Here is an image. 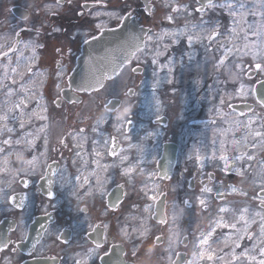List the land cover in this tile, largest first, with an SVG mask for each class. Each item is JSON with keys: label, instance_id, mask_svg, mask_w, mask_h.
<instances>
[{"label": "rangeland", "instance_id": "1", "mask_svg": "<svg viewBox=\"0 0 264 264\" xmlns=\"http://www.w3.org/2000/svg\"><path fill=\"white\" fill-rule=\"evenodd\" d=\"M7 2L0 0V54L9 50L15 39L10 26L12 18L5 13ZM175 5L179 6L178 9ZM199 6L196 0H171L158 7L148 18L154 29L147 36V46L138 57L144 72L133 76L132 72L125 70L83 105L56 104L62 85L49 79L48 72L52 67L43 68L40 55L34 50L38 43L36 37L23 39L16 49L17 52L32 46L26 51L25 58L32 60L35 56L33 67L23 71V60L14 74L16 60L8 62L7 57L2 58L0 76L13 77L17 84L16 91L9 95L4 81H0V116L4 117L6 124L5 127L0 125V212L11 209L10 196L24 189L20 183L24 176L33 180L28 191L34 197L37 194L36 179L53 159L69 166L59 173L61 186L70 187L76 194L84 192L89 187L91 175L97 176L117 167L115 163L106 162L105 157L91 154L95 147L106 144L115 134L130 144L128 153L136 154L137 161L139 158L153 161L151 170L156 177L152 181L148 178L143 180L138 162H132L130 156H126L119 162L121 164L128 159L131 163L127 166L129 163L125 161L123 165L127 164L119 169L125 175L124 182L134 181L143 196L153 198L159 186L160 195L166 194L172 208L192 206L193 209L185 212L194 214L193 226L199 228L196 234V227L192 229L194 233L188 231L192 234L194 247L200 238L208 236V244L201 251L203 264H238L240 260L236 255L242 258L246 253L253 256L254 243L264 240L250 219L256 212L264 220V202L257 200L264 198L261 193L264 186L256 192L251 188L255 179L264 181V105L254 94L255 83L264 80V0H215L203 11ZM114 9L110 14L112 22L119 15L118 8ZM213 11L216 16L211 14ZM85 33L79 32L82 36ZM214 33L220 35L209 45L208 40ZM211 46L216 49L211 51ZM229 49L231 53L226 56ZM230 63L234 64V70ZM248 64L249 69L256 71L252 77L245 74L249 70L246 68ZM22 76L25 77L23 81L20 80ZM60 76L61 73L58 78ZM32 77L35 82L31 84ZM129 89L134 90L132 96H129ZM229 89H234L233 93L226 95L225 91ZM118 94H125V104L118 114L109 117L99 107L98 100ZM240 100H250L255 105L247 116L250 117L248 134L245 115L238 116L229 107ZM40 102L42 105L38 111ZM14 112L23 119L27 118L26 131L32 133L31 143L25 142L22 134L9 133L12 129L20 132V126L13 125ZM162 117L168 119L166 125L154 121ZM111 119L113 131H104ZM142 120L146 126H142ZM129 121L134 125L126 133ZM86 124L96 134L95 138L83 132L82 127ZM93 126L95 129L92 130ZM83 137L89 138L90 158L87 152L82 156L79 154V149L84 146L80 144ZM166 142L177 144L179 150L169 179L159 177L157 167ZM143 155L147 157L143 158ZM221 157L234 163L232 169L228 168L227 161L221 162ZM199 158L201 164L198 163ZM81 159L88 161L87 168ZM194 166H201L203 170L191 178L188 173ZM83 168L85 173L78 179ZM231 170L246 172L250 186L247 190L249 212L246 221L238 222L237 216L229 218L243 210L236 207V200L227 199L230 188L227 181L234 179ZM206 185L211 187L206 198L208 204L199 206L202 195L199 189ZM84 195L82 203L85 202ZM218 195L222 197L216 198ZM223 204L229 209L225 214L219 212ZM245 204L241 203L242 206ZM218 221L234 227L233 234L239 235V243L236 236L226 242L220 241L227 229L218 227Z\"/></svg>", "mask_w": 264, "mask_h": 264}, {"label": "flooded vegetation", "instance_id": "2", "mask_svg": "<svg viewBox=\"0 0 264 264\" xmlns=\"http://www.w3.org/2000/svg\"><path fill=\"white\" fill-rule=\"evenodd\" d=\"M6 1L8 7L5 13L7 17L12 18L10 26L14 30V37L15 39L17 36L20 37L18 46L23 39L36 37L38 43L34 50L39 53L43 68L52 67L48 72L49 79L61 83L60 94L56 98L58 105L65 103L83 105L88 98L98 92L78 93L76 96L79 98L78 102L69 101L63 95V90L67 91L70 88L69 75L77 64L76 60L86 39L94 37L105 28L120 25L125 16L132 17L141 25L149 27L151 34L154 28L148 18L158 7L171 2V0ZM196 1L200 4L201 11L215 2L211 0L204 5L201 0ZM174 7L178 9L179 6ZM114 8H118L119 15L118 19L112 22L110 14ZM211 14L216 16L214 11ZM79 32H86V35L82 36L83 34ZM219 35L214 33L208 40L209 45L217 41ZM210 48L211 51L216 49L214 46ZM140 53L132 58L131 63L126 65L119 75L125 70L132 72L133 76H139L144 72V66L138 62ZM229 66L234 70V64L230 63ZM138 68L142 69L141 72ZM246 68L249 69V64ZM60 73L61 76L58 78ZM245 74L246 77H252L256 71L249 69ZM117 77L107 83L116 80ZM233 90L225 91L226 95H231ZM133 94L134 90L129 89V96ZM124 95L109 97L107 95L104 99L98 100L99 107L109 117L118 114L125 104ZM113 100L117 101L114 105ZM234 103L243 106L236 110L231 106ZM253 104L250 100H240L231 103L229 107L238 116L247 117L255 108ZM250 106H253L251 110L248 109ZM112 121L108 120L104 131H113ZM133 125L134 122L129 121L126 133L131 131ZM82 128L89 136L96 137V134L88 129L87 124ZM88 139L82 138L80 144L84 146L79 149L81 156L87 152L89 157ZM123 141V138L114 134L110 136L109 142L95 147L92 155L105 157L106 162L115 163L117 167L97 176L91 175L88 179L89 187L87 186L88 188L80 194H76L70 187L61 186L58 180L59 173L67 165L59 159L51 160L44 173L36 179L37 194L34 197H31L28 191L33 180L28 176L22 177L25 182L22 183L20 180V183L24 189L10 196L9 211L0 212V224L6 223V237L8 236L7 242L0 246V264H31L37 260H41V264H203L201 256L197 254L194 256L197 247L193 245L191 234L198 233L199 228L193 226L194 214L185 212L193 209L192 206L189 204L187 208H172L165 193L155 194V198L143 196L139 185L134 181L124 182L125 175L121 174L119 169L127 164L123 165V162L127 161L129 163L127 166L131 163L128 159L121 164L119 162L126 156H130L132 162H136L137 155L128 153L131 149L130 144ZM146 157L143 155V158ZM83 161L87 168L88 161L81 159V162ZM141 161L143 160L139 158L137 165L140 166ZM240 163L243 166L242 162ZM51 164H57L52 176V194H45L40 182L47 175ZM84 173L83 168L78 174V179L83 177ZM38 174L39 171L36 175ZM211 175L213 177V174ZM17 195H24L21 207L13 201ZM82 195L85 199L83 203ZM162 195H165L164 206L158 209L157 202ZM32 225L42 229L40 239L33 247L29 245L22 251L20 244L30 239ZM193 227H196L194 232Z\"/></svg>", "mask_w": 264, "mask_h": 264}, {"label": "water", "instance_id": "3", "mask_svg": "<svg viewBox=\"0 0 264 264\" xmlns=\"http://www.w3.org/2000/svg\"><path fill=\"white\" fill-rule=\"evenodd\" d=\"M205 5L211 0H201ZM149 27L140 25L134 18L125 16L123 22L115 27L105 28L101 33L88 39L82 45L81 54L78 57L77 65L69 76L70 89L63 90V95L69 101H79L77 94L73 93V89L77 92H91L101 89L105 80L114 78L126 64L130 63L134 55L144 49L146 46ZM20 37L17 36L14 46L7 52L1 54L2 57L9 56L18 45ZM139 72L142 69L138 68ZM136 70V71H138ZM257 98L264 104V80L256 83ZM117 101H112L116 104ZM234 108L240 110L243 105L233 104ZM253 106L248 108L252 109ZM156 122L167 124V118L157 119ZM178 147L174 143H166L163 149V155L159 160L160 174L164 178H169L175 166L177 159ZM57 164H51L45 178L40 182V187L45 194H52V180ZM22 183L25 179L21 180ZM264 193V192H262ZM24 195H17L13 198L14 203L21 205L24 202ZM165 195L157 202V207L164 206ZM6 223L0 224V246L6 243L8 237ZM42 229L32 225L31 237L25 243H21L20 247L26 250L27 246L33 247L40 239ZM26 264V263H25ZM31 264H41V260L33 261Z\"/></svg>", "mask_w": 264, "mask_h": 264}, {"label": "bare ground", "instance_id": "4", "mask_svg": "<svg viewBox=\"0 0 264 264\" xmlns=\"http://www.w3.org/2000/svg\"><path fill=\"white\" fill-rule=\"evenodd\" d=\"M32 46L28 47V49H20L19 51L17 52H14L12 53L10 56L7 57V60L8 62H14V59L16 60L15 61V66H14V74L16 73V71L18 70V68L21 66V63L22 61L24 60V64H22V69L23 71L30 67V66H34V58L35 56L33 57L32 60H26L25 58V53L26 51L30 50ZM231 53V49L228 50V52L226 53V56H228L229 54ZM225 56V57H226ZM30 59V58H28ZM36 64V63H35ZM6 77V78H5ZM24 76L21 77V81L24 80L23 78ZM31 84L34 81V78L32 77L31 78ZM0 81H4V86H6V89H7V93L9 95H11L12 91H16V80L15 78H9L8 76H5V75H1L0 76ZM39 88V86H38ZM0 89H2V86H0ZM1 105V103H0ZM11 105V103H9V106ZM41 105L42 103L40 102V104H38V111L41 109ZM21 109V108H20ZM7 112L6 111V115H7ZM249 118L250 117H246V123H245V127H246V133L248 134V130H249V127L247 126L248 125V122H249ZM3 119L4 117L0 116V125H3L4 127L6 126V124L3 122ZM12 121H13V125H16V126H20V132H17V131H14L13 129L9 131V133L13 134V133H16V134H19L24 137V141L26 142L29 141L30 143L32 142L31 140V136L32 133L31 132H27V118L26 119H23L21 116L19 115H16L15 112L13 113V117H12ZM142 123V126H146V123L142 120L141 121ZM8 133V132H7ZM6 133V135H7ZM80 154V153H79ZM102 155V154H100ZM222 158V161L221 162H225L227 161L228 162V168L229 169H232V165H233V162L230 161V159L226 158V157H221ZM247 158L244 157V160H246ZM0 163H1V157H0ZM198 163H202L201 162V159L199 158L198 160ZM152 165H153V161L149 158H146V159H143V161H141L140 163V169H141V172H140V176L143 178V180L145 179H149V180H153L154 178V175H153V172H152ZM247 165H246V172H247ZM190 172L188 173V176L191 177V178H195L196 176H198L199 172H201L203 170V167L201 166H194L193 168L189 169ZM232 171V170H231ZM246 172L243 173V172H240V170H238V172L236 171H232L233 175H234V179L231 180V181H227V184L229 185V192H228V195H227V199H232V200H236L237 201V205L236 207L237 208H241L243 209L242 211L238 212L237 213H233L231 214V217L232 218H235L236 216L238 217V222H242V221H246L247 220V216H248V208H249V204H248V194H247V190H249L250 186L248 184V180H247V176H246ZM264 186V181L263 182H260L258 179H255L254 180V183L252 185V190L254 192L258 191L259 189L263 188ZM211 187L210 186H202L201 189V194L200 195V201L198 203L199 206H205L208 204V200H206L207 198V195L209 194V192L211 191L210 190ZM161 188L158 186V190L156 192H158L157 194H160L161 192ZM153 196L155 197V195L153 194ZM259 202L262 201L264 202V198L261 197L259 199H257ZM245 203L246 204L244 206L241 205V203ZM229 209L226 208V205L223 204L221 205V208L219 209V212H224V214L226 212H229L228 211ZM253 223L255 224V231L258 230L260 233H261V238L264 237V220L262 218V216L256 212H254L250 218ZM218 227L219 225L222 226V227H227V232L225 235H223V238L220 240L222 242H226V240H230V237H234L236 236V241L237 243H239V235H234L233 232H234V227L232 226H228L227 225V222H219L217 223ZM215 226H214V230H215ZM208 236H204L202 238L199 239L198 241V246H197V249L196 251L194 252V256L197 254V256H201L202 254V249L204 247L205 244H208ZM216 241V240H215ZM241 243V242H240ZM263 245H264V240H261L259 243L256 242L254 243V253H253V256H249L247 253L245 254V258H242L241 255H236V259H239L240 262L238 264H264V248H263Z\"/></svg>", "mask_w": 264, "mask_h": 264}]
</instances>
